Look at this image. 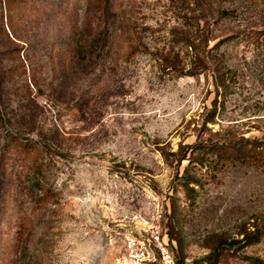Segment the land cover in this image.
<instances>
[{
	"label": "rangeland",
	"instance_id": "rangeland-1",
	"mask_svg": "<svg viewBox=\"0 0 264 264\" xmlns=\"http://www.w3.org/2000/svg\"><path fill=\"white\" fill-rule=\"evenodd\" d=\"M261 32L264 0H0V148L17 129L61 152L11 181L0 165V264H131L128 242L157 230L176 264H264V168L230 165L188 197V160L162 151L195 142L214 103L213 131L264 135ZM206 54L232 70L224 93ZM37 182L58 192L48 212Z\"/></svg>",
	"mask_w": 264,
	"mask_h": 264
},
{
	"label": "trees",
	"instance_id": "trees-1",
	"mask_svg": "<svg viewBox=\"0 0 264 264\" xmlns=\"http://www.w3.org/2000/svg\"><path fill=\"white\" fill-rule=\"evenodd\" d=\"M89 4L98 5L99 0H89ZM233 10L221 9L222 14H230ZM256 31L254 32V34ZM264 34V32H261ZM256 35V34H255ZM203 38L202 34L199 37ZM253 38V37H252ZM207 40V37L203 38ZM227 38H223L216 42L208 53H216L220 44ZM77 46L84 48L87 45L90 46L93 42L91 33H88L86 38L75 39ZM195 47L197 55L203 53L202 47L197 46L194 42L189 44ZM77 52H75L76 54ZM216 54H206L204 66L213 70L215 74V83L218 90L222 89V93L228 90L230 84L228 83V77H233L232 70L230 68H224L221 61L214 57ZM74 56V55H73ZM72 56V58H73ZM211 58V59H210ZM34 82L39 86V81L33 78ZM15 93H18L20 99L24 97V91L19 87L16 88ZM23 101V100H22ZM218 105L214 103L212 109H208L207 117L202 123H197L196 140L193 143L180 144V147L173 152H165L162 150L167 158L172 157L181 164L183 160H188V165L184 168L182 174L177 175L180 186L186 192L188 197L193 196L197 192L196 186L201 184V180L204 176L218 178L230 165H246L264 168V135L263 136H234L231 130L221 128L213 131L208 126V122L216 121ZM50 143L42 142L41 140L30 137L19 130L7 129L5 132V140L1 144L0 148V165L4 171L5 176L9 177L8 181L14 178L13 170H10L15 165H25L34 171V173H44L46 158L49 159L54 154H60ZM36 192L32 194V203L34 210L38 212H48V208L51 210V202L57 197L58 192L54 190L51 185L42 184L37 182ZM34 188L33 186L30 188ZM53 209V208H52ZM31 220L28 216L21 217V225L16 230L15 236V250H19L22 247V243L26 239V225L27 221ZM262 233L245 234L242 238L235 239L234 243L239 244L238 247H245L249 244L256 243L260 240ZM258 259V258H257ZM259 261V260H257ZM259 264H263L260 262Z\"/></svg>",
	"mask_w": 264,
	"mask_h": 264
},
{
	"label": "built area",
	"instance_id": "built-area-1",
	"mask_svg": "<svg viewBox=\"0 0 264 264\" xmlns=\"http://www.w3.org/2000/svg\"><path fill=\"white\" fill-rule=\"evenodd\" d=\"M151 236L149 242L145 240L128 242L131 264H152L155 260H159L161 264H176V259L160 232L153 231Z\"/></svg>",
	"mask_w": 264,
	"mask_h": 264
}]
</instances>
